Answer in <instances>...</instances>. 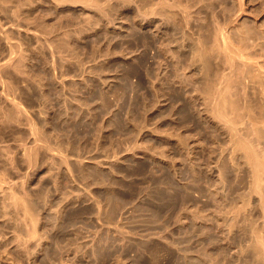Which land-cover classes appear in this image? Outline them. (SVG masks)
<instances>
[{
    "label": "rangeland",
    "instance_id": "374dc122",
    "mask_svg": "<svg viewBox=\"0 0 264 264\" xmlns=\"http://www.w3.org/2000/svg\"><path fill=\"white\" fill-rule=\"evenodd\" d=\"M141 1L106 0L108 15L87 19L79 8L62 9L61 15H78L79 27H71L67 37L58 36L49 47L44 35L37 40L18 29V23L33 24L36 16L46 13L49 0H0V29H7L0 33L8 32L12 44L21 43L26 56L19 63L22 69L19 65L9 73L0 67V264H256L233 258L237 246L216 225L196 224L190 217L179 223L177 215L201 198L194 176L188 174L183 181L189 193L185 202L168 211L167 203L180 181L162 160L141 151L133 153L131 144L143 140L142 144L156 145L157 138L141 131L140 125L148 115L161 128L173 126L172 105L180 100L189 108L176 110L177 120H189L190 113L192 120L200 122L198 109L188 98L197 96L196 107L202 98L203 80L191 64L199 40L213 36L219 26L236 35L263 27L264 0H244L251 15L243 12L241 16L239 0H170L187 4L189 17L177 9L176 13L166 10L159 31L152 28L145 37L141 30L136 37L133 7ZM43 26L39 28L47 30ZM0 39L2 61L8 49ZM59 50L69 60L59 59ZM163 65L173 80L159 92L170 102L160 109L156 99V107L154 103L148 108L147 88L150 98L154 97L153 86L159 85L157 74ZM223 70L230 72L232 67L226 65ZM8 98L22 102L26 118L16 117ZM260 102L264 106V98ZM33 146L39 155L29 164L24 153ZM14 196H26L33 204L38 219L34 237L36 226L13 204ZM260 226L261 217H257L256 227Z\"/></svg>",
    "mask_w": 264,
    "mask_h": 264
},
{
    "label": "bare ground",
    "instance_id": "6f19581e",
    "mask_svg": "<svg viewBox=\"0 0 264 264\" xmlns=\"http://www.w3.org/2000/svg\"><path fill=\"white\" fill-rule=\"evenodd\" d=\"M49 3L51 5H46L44 8L46 13L36 16L33 24L32 22H28L24 26L20 25L21 23H18L19 27L16 25L19 30L26 31L28 34L37 38V40L41 34L44 35L46 37V42H49H47L49 47L57 41L58 36L64 35L67 37L68 31L71 27L77 26L80 23L79 20L77 21L78 15L76 13H71L69 15L62 13L61 15L59 11L62 9L69 7L75 9L79 8L83 13L82 18L86 19L92 16L94 17L95 14L101 16L108 15L106 0H49ZM239 4L238 7H240V13L238 16H241L243 12L249 13V11H246L245 7L247 2L239 0ZM232 5H234L233 2ZM232 5L229 6L231 7ZM176 9L186 14V17H189L187 4L182 5L171 2L170 0H142L140 3L135 2L133 7V25L137 28L134 32L136 37L141 30L145 37H149V31H151L152 28L155 29V31H159L163 25V19L166 18V10L176 13L174 11ZM252 9L253 11L255 10L253 7ZM17 11H15V13ZM56 14H58L59 17L56 18ZM252 16L254 17V15ZM260 16V21L264 23V15ZM250 18L252 21L255 19L252 17ZM18 19L20 20V18ZM244 19L245 21L248 20V18ZM19 20H17V22ZM12 24L14 25L15 23L12 22ZM41 24H43L47 30H44V28L42 29V27L40 29L39 25ZM0 26L2 28V25ZM138 26L141 29L138 28ZM257 27L258 28L254 30L246 29L244 33L236 35L230 30V28L226 29L219 26L213 36H207L208 38L204 40L205 42L199 40L200 45L193 55V63L191 61V64L194 65V68L192 69H197L201 75L199 76L203 80V86L201 85L202 88L198 87L201 88L199 92L202 98L198 99L199 101L197 100L198 107H196L197 102L195 100L197 96L193 100V98L190 97V94L188 98L190 100L189 102L192 103V107L198 109V120L202 123L192 120L190 113L187 114L189 120H186L188 122L186 120H177L175 117L177 115H175V111L181 109H183L182 111H188L189 108L186 103L181 102L182 100L177 104L172 105L174 113L171 114L170 112L172 116L170 117L171 121L174 123L173 126L169 125L170 127L161 128L159 123H153L152 119L144 114L146 117L144 116L145 119L140 125V130H146L152 133L157 138L158 143L156 145L153 144L152 146V143L142 144L143 140L141 142L136 140V143L134 141L135 144H131V146L133 145V149L131 147L128 148V152L129 149H132L131 151L135 154H139V151H141L142 153L144 152L145 155L147 154L162 160L168 167L169 171L175 174L176 179L180 181L182 186L178 183V186L175 187L176 192L174 196L167 203L168 211H171V208H173V205L176 203L180 202L182 204V202H185V196H188L189 193L185 189L186 186L185 188L183 187V184H185L183 181L188 174L193 175L195 179V189L199 192L201 198L193 201V207H184L186 210L177 215V221L184 224L186 218L190 217L196 224L203 223L216 225L217 228L219 227L221 229L223 233L222 236L224 235L223 237L229 243L237 246V250H235V252L233 251V258L251 259L255 261L256 264H264V106L260 102V99L262 100L264 98V26H260V28L259 26ZM3 29L0 30L3 31ZM7 33H0V37L4 39L6 42L5 47L8 49L5 57L2 58V61L0 60V67H2V70L4 68L7 72L11 73V70H18L19 65L22 69V63H19L25 56V53L23 52L25 50H23L22 46L18 45L21 43H17L16 45L18 46L12 44L11 40L9 41L10 36H8ZM184 33L185 29L181 31L182 36ZM203 35L205 36L206 34ZM140 39L138 38V40ZM43 44L46 46V43ZM148 45L149 44L146 45L147 49L149 47ZM17 51L19 52L18 54L16 53ZM53 52L55 53V51ZM54 53L52 58L54 57ZM57 53H59V59L65 58L69 60L70 58L65 56V51L59 50ZM60 65L62 64L60 63ZM226 65L232 67L230 72L223 70V66ZM165 66L167 65L165 64ZM165 66L162 67L161 71H156V73L158 72L157 78L160 82L158 86H153L154 97L150 98L151 90L149 86L147 88L146 99L148 108L150 107L149 105H154L156 99H158L157 108H160L162 105L166 106V102H170V100L167 101L169 98L164 97L161 95L162 93L159 92L161 86L164 87L166 83H170V81L173 80L168 75ZM189 71L191 72L188 68V71L185 72L188 74L190 73ZM20 74L21 73H19V75ZM132 74L134 76L137 75L135 72ZM196 74L198 75V73ZM150 75L152 74L150 73ZM198 83L201 82L198 81ZM144 85L146 86V84ZM253 86H258V90L250 93L249 90ZM179 87L181 88V86ZM195 91L196 90L194 89V92ZM185 95L188 94L185 93ZM119 98V100L122 99V97ZM13 99L14 98H10L9 100L8 98L11 104L16 108L18 114H15L16 117L26 118L24 107L21 106L22 102H20V105L17 103L19 102L17 99V101H14ZM177 101L178 100L176 99V102ZM154 106L156 107V103ZM141 107L144 106L142 105ZM16 117L13 118L15 119ZM133 124L135 125L137 123ZM137 125L139 126V124ZM138 126L136 127L137 129ZM139 134H141L140 131ZM137 138H139V135ZM35 141L37 142V140ZM33 147H31L30 150L26 149V152L24 151L29 164L35 163L36 158L39 155H37L38 152H36V148ZM38 150L39 149H37V151ZM122 151V154L125 153L124 150ZM168 180V184L173 186L174 183L171 181L172 178H168ZM182 192H184V194ZM236 201L237 203L235 204ZM13 204H15L16 207L19 206L22 208L25 218H29L35 226L38 224V219L33 210V204L29 203L26 196H14ZM257 217H261L260 228L256 227ZM36 233H38L37 226L32 231V237H34ZM224 261L227 260L224 259Z\"/></svg>",
    "mask_w": 264,
    "mask_h": 264
}]
</instances>
